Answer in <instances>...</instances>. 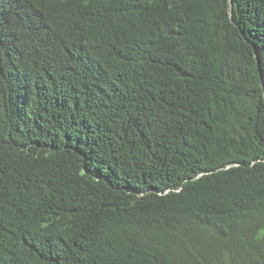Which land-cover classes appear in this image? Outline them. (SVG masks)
I'll list each match as a JSON object with an SVG mask.
<instances>
[{
    "label": "trees",
    "instance_id": "trees-1",
    "mask_svg": "<svg viewBox=\"0 0 264 264\" xmlns=\"http://www.w3.org/2000/svg\"><path fill=\"white\" fill-rule=\"evenodd\" d=\"M0 264H264V0H0Z\"/></svg>",
    "mask_w": 264,
    "mask_h": 264
}]
</instances>
